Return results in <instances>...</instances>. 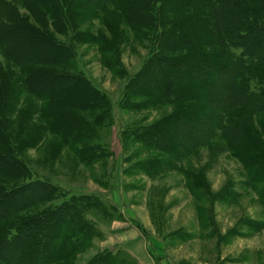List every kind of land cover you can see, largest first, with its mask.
<instances>
[{
	"label": "rangeland",
	"instance_id": "374dc122",
	"mask_svg": "<svg viewBox=\"0 0 264 264\" xmlns=\"http://www.w3.org/2000/svg\"><path fill=\"white\" fill-rule=\"evenodd\" d=\"M2 1L70 45L74 57L66 67L71 69L61 70L84 77L104 98L93 110L81 111L46 97L48 88L31 94L23 83L27 68L11 62L0 49V154H11L26 170L21 179L0 178V184L44 182L53 194L25 211L22 203L28 200L6 209L5 216L20 214L2 226L3 233L23 218L63 208L69 212L58 218L49 244L67 248L82 236L72 256L66 249L50 247L33 264H87L101 237L111 239L102 247L118 245L117 239L140 238L133 252L143 264L149 260L148 249L161 261L155 264H264V112L230 111L246 105L237 96V76L264 64V49L244 57L242 67L241 49L225 47L217 36L213 0H193V5L181 7L153 2L149 19L141 17L151 31L142 27L132 0H66L63 29H58L50 8L37 7L35 15L28 0ZM198 10L210 24L213 39L200 48L208 56L220 52L229 66L222 74L215 71L212 80L195 82L194 92L191 67L169 70L162 80L145 76L140 86L150 95L139 97L137 76L156 57V33L174 36L175 20L183 22L189 11L198 20ZM197 50L166 55L189 56ZM176 78L186 93L208 94L207 116L196 128L173 127L185 100L157 103L164 81ZM149 126H158L159 133L171 131L158 141L141 143L135 133ZM121 229L130 232L118 236ZM17 254V249H7L0 264H15ZM28 256L30 251L17 264H28ZM121 256L115 257L122 261ZM129 264H137L136 259Z\"/></svg>",
	"mask_w": 264,
	"mask_h": 264
},
{
	"label": "trees",
	"instance_id": "16d2710c",
	"mask_svg": "<svg viewBox=\"0 0 264 264\" xmlns=\"http://www.w3.org/2000/svg\"><path fill=\"white\" fill-rule=\"evenodd\" d=\"M28 1L30 12L33 11L36 15L37 7L50 8L58 29L65 27L67 16L64 2L66 0ZM156 1L163 3V5L165 3L171 4V2L175 4L182 3L179 7L183 4L193 5V0H132L133 4L137 5L135 12L138 14V19H141L143 23L141 25L146 30L152 28H150L147 21L143 22L141 17L144 15L149 19L150 13L154 10L152 7L153 2ZM213 1L212 4L216 15L214 24L217 36L225 47L241 49L242 54L239 62L243 61L241 65L243 67L246 62L243 59L244 57H253L256 49H264V0ZM163 5L161 6V12ZM202 14V11L198 10V20H195L194 13L189 11L186 17L189 21L186 18L183 22L176 19L175 23L178 33L174 36H161L162 34L156 33L155 42L158 44L156 57H153L152 61L149 60L148 66H145L137 76V78H140L139 85L136 86L139 97L143 98L144 95H150L144 92L140 86L141 80L145 79V76L151 75L162 80V77L169 75V70L175 71L191 67L193 69V78H190L192 82L190 88L194 92L198 89L195 82H199L202 78L212 80L213 76H215V71L222 74L226 70L229 62L220 52L214 51L208 56L200 48V46L207 48L209 40L211 39V42L213 40L210 38L212 37L210 24L206 18L202 17ZM0 17H2V20H0L1 52L11 62L27 68V74L23 81L27 92L36 94L38 90L41 91V88L42 90L48 88L50 93L45 92L46 97L49 98L51 96L50 99L56 100L58 103L59 101L66 102L69 107L81 111L93 110L99 106L100 101L104 99L102 94L91 87L84 77L78 76L71 70H61L69 68L66 65H69V61L74 57V50L70 45L58 41L54 35L49 33L46 27L39 28L29 23L27 18L21 16L11 4L2 0H0ZM193 20H195V23H192L194 22ZM188 24L189 26H187ZM158 26L160 27V25ZM154 31L156 32V29L152 30L151 33L155 34ZM31 48H33L32 51ZM183 49L198 50L189 56L174 55L170 58L166 55L169 52L182 53ZM161 53L165 55L161 57ZM178 81H181L180 78L173 79V81H164V92L156 96L157 103L165 102L175 105L185 100L182 104L187 103V105H184L181 109L180 120H176L172 124H174L173 127L189 126V128H194L196 124H202L207 116L204 108H206L208 94L192 93L191 90L190 93H186L183 89H179ZM251 82H254L253 86L250 85ZM237 83V96L240 97L241 101L243 98L246 105L241 103V105L230 111L242 110L245 112L252 109L257 112H264V64L252 66L246 70V73L240 74L239 78L237 76ZM124 101L126 103V100ZM203 101L205 107L202 106ZM239 124L240 122L236 123L234 127H239ZM143 129L144 131L140 130L135 133L141 143H149L154 141V139L158 141V137L171 131V129H167L164 131L165 133H159L157 132L160 131L158 126H149ZM3 135V123L0 120V136L2 137ZM24 176H26L25 167L18 159L11 154H0L1 179L17 181ZM51 191V187L44 182H26L13 187L0 184L1 256L9 248L17 249L18 254L15 261V264H17L21 256H24L26 251H30V256H28L26 261L29 264L32 259L31 264H33L34 260L37 261V259L42 258V252L50 247L55 248L54 250L59 249L60 252L64 251V249L70 252L76 249L74 245L81 243L82 236L79 237L76 244L66 246L67 248L61 247V244H57V242H54L56 243L55 245L54 243L52 245L49 244L51 243L53 228L57 224L58 218L62 217L63 213L68 214L69 212V209L63 211V208L23 218L17 224L11 223L3 233L4 228L2 226L20 214V212H15L10 216H5L6 209L17 207L20 204L16 205L17 201L28 200V203H22V211L28 210L32 206L44 202L46 198L47 200L50 199L53 195ZM60 235L61 233L58 236ZM9 237L13 239H9ZM56 237L57 235L53 238ZM50 254L52 260L57 257V255L55 257L54 251ZM73 254L75 252L69 253L71 256ZM50 263L47 262L46 264ZM87 264H127V261L125 259L119 261L115 255L106 252L94 256Z\"/></svg>",
	"mask_w": 264,
	"mask_h": 264
},
{
	"label": "crops",
	"instance_id": "0c3cea01",
	"mask_svg": "<svg viewBox=\"0 0 264 264\" xmlns=\"http://www.w3.org/2000/svg\"><path fill=\"white\" fill-rule=\"evenodd\" d=\"M128 232H130V231H128L127 229H121V231L118 233V236H121V235L126 236L125 234H127ZM102 239H103V237H101V240L99 239L100 240L99 246L97 245L98 248H96L97 249L96 253L92 257H94V256H96L98 254H101V253L109 252V253H111L112 255H115V256L121 254L122 258H124L127 261L128 264H129L130 260L132 259V257L136 259L137 264H143V261H141L139 259L140 255L134 254V252H133L136 248L140 247V240H141L140 238L134 237L133 239L127 240V242H121V241L119 242L118 239H117L116 243L118 242L117 243L118 245H114L113 247L112 246L102 247L104 245V242L107 241L106 242L107 245H109V242H111L110 241L111 239H109V238L108 239L105 238L103 240ZM84 253H82V254H84ZM146 255H147L146 258L149 259V260L145 261L144 264H155V261H156V263L161 262L158 259V257H156L155 254L152 253V251H150L149 249H148V251H146ZM157 260H158V262H157Z\"/></svg>",
	"mask_w": 264,
	"mask_h": 264
}]
</instances>
